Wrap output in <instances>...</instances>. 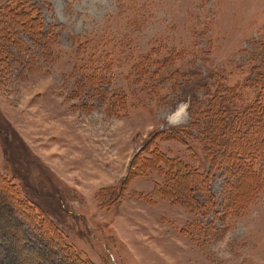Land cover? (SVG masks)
<instances>
[{
    "label": "rangeland",
    "instance_id": "rangeland-1",
    "mask_svg": "<svg viewBox=\"0 0 264 264\" xmlns=\"http://www.w3.org/2000/svg\"><path fill=\"white\" fill-rule=\"evenodd\" d=\"M35 2L57 39L44 46L18 31L15 47L0 33V173L93 264H264L262 163L239 185L206 159L203 123H191L218 90L236 91V106L257 96L264 0ZM178 125L186 142L154 139L129 174L152 135ZM155 150L205 183L183 179L172 188L184 197L162 195L170 167ZM4 252L19 264H67L0 197Z\"/></svg>",
    "mask_w": 264,
    "mask_h": 264
},
{
    "label": "trees",
    "instance_id": "trees-1",
    "mask_svg": "<svg viewBox=\"0 0 264 264\" xmlns=\"http://www.w3.org/2000/svg\"><path fill=\"white\" fill-rule=\"evenodd\" d=\"M41 1H43L42 3H49V0ZM18 31L26 32L30 42L44 41V46H52L57 39L56 33L51 27L44 30L43 14L35 0H5L0 6V33L1 35L3 34V38L8 43L15 47H20L24 42L19 39ZM256 86H259L257 96L253 101L245 103L244 106L242 104L239 106L234 105L233 97L237 96L236 91L227 90L228 92L224 93L223 91H226V89L223 91L218 90L211 95L206 109L199 114H195L191 120L192 125L203 123V127L199 128V140L202 143L206 159L213 166L219 165L229 170L228 172L231 171L233 180L235 179L241 186L247 185L250 178L253 175H257L255 163L258 160H260L259 164L262 163V167H264V141L261 144H256L250 150L243 148V144L246 141H256V139L264 137V79L260 83H256V81L251 83V87L256 88ZM193 106L194 101L190 99L188 106L190 113L193 112ZM187 130L189 129L183 125L157 130L152 135L151 140L134 156L129 174L136 160L143 151L147 150L148 145L154 139L164 137L169 140L186 142V139L181 136ZM240 136H244V139L239 138ZM14 137V140H16L17 136L14 135ZM5 139L6 148L9 150L14 143L7 138ZM8 150L5 152L6 155ZM156 151L153 156L154 154L155 156L157 154L158 157L161 156L163 163L170 167V172L166 173V176L172 182L169 185L171 187H160L159 185L157 187V190L159 189L158 191L162 195L167 197L163 191L171 190L169 197H184V194H180L179 191L172 188L178 181L180 182L183 179L191 178L192 183L195 184L196 182L197 184L198 182L200 186L205 183L202 179L204 175L200 173L198 168L184 163L181 159L171 158L161 151ZM26 153L28 152L25 151L19 155L17 152L20 156V161H24L27 158ZM10 157L12 161H15V159H12L13 155L11 153ZM154 163L157 164L155 161ZM157 167L159 166H155V168ZM172 170H175L173 175ZM247 193L239 192L238 195L240 197H248ZM0 197L5 200L6 205L15 213L19 222L44 239L51 251L57 254L62 261L67 264H93L89 260L82 259L71 244L65 242L61 229L47 212L40 209L27 197H23L16 183L2 173H0ZM0 264L19 263L17 257H11L4 252L0 254Z\"/></svg>",
    "mask_w": 264,
    "mask_h": 264
},
{
    "label": "bare ground",
    "instance_id": "bare-ground-1",
    "mask_svg": "<svg viewBox=\"0 0 264 264\" xmlns=\"http://www.w3.org/2000/svg\"><path fill=\"white\" fill-rule=\"evenodd\" d=\"M180 115H181V112H179L177 115H174V117H173V119H172V120L176 121V119H177V118H179V117H180Z\"/></svg>",
    "mask_w": 264,
    "mask_h": 264
}]
</instances>
